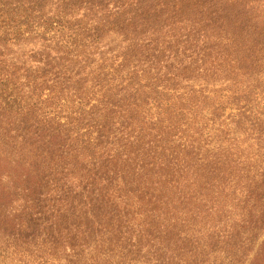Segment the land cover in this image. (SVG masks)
I'll return each instance as SVG.
<instances>
[{"label":"trees","instance_id":"16d2710c","mask_svg":"<svg viewBox=\"0 0 264 264\" xmlns=\"http://www.w3.org/2000/svg\"><path fill=\"white\" fill-rule=\"evenodd\" d=\"M164 93L166 165L136 117ZM263 148L264 0H0V264H211L197 226L230 195L264 232Z\"/></svg>","mask_w":264,"mask_h":264},{"label":"rangeland","instance_id":"374dc122","mask_svg":"<svg viewBox=\"0 0 264 264\" xmlns=\"http://www.w3.org/2000/svg\"><path fill=\"white\" fill-rule=\"evenodd\" d=\"M164 1H168V0H164ZM194 1H198V0H194ZM117 44H119V39L115 37L105 40V45L107 47L109 46L113 47L114 45ZM126 72L127 71H125V73ZM218 82H216V86H215V90L217 91L221 89V87L217 84ZM225 94H228L226 96L227 99L231 94V92H226ZM170 96L171 94L166 95V93H164V105H162V107H160L159 109L155 107L154 104L155 102H151L152 98L148 99L145 105L142 104L143 102H141V100L139 99V101L137 102L139 104L138 106L139 111L136 113V117L137 118L140 117L142 121H146V122L150 120L152 121L155 120V122L157 121L156 128H154L155 130L160 129L159 125H162L164 127V131L162 132L163 141L162 142L158 141L155 143L153 142L154 143L153 146L158 145V149H159L157 151V155L155 159H153V162L158 160L157 159L158 157L161 159V161H164V165H166L167 161L171 160L173 153L179 152L181 143L177 142V138L179 141H181L180 137L182 141L188 138L186 137V132L183 131V128L171 129L174 127L176 121L174 116L179 112L180 109H183L185 105L182 103V101L177 102L174 99L170 100L169 99L171 98ZM207 113L208 111H204L203 114L205 115V117L202 118L201 111L198 110L197 112L198 119L202 118L197 122L199 126L204 125V122H206ZM232 113H235V111L232 112L227 111L223 117L224 118L229 117V115ZM223 117L220 118L222 124L221 123L218 124L217 120H215L216 123L213 122L211 125L208 122V125H210V128L212 129L207 128L206 130H204L203 132L204 136H206L207 133L214 136L217 135L219 132L223 133L235 129L234 125L232 123L228 124L227 121L225 122ZM226 125L229 126L230 128H226L227 127ZM193 132L194 129L191 130V133ZM154 133H156V131ZM193 136L194 138L198 137L199 132L196 130ZM137 137H139L138 134ZM219 139H221V137L214 141V143L212 144L213 147L218 142ZM241 140H243V136ZM142 142H139V144H143ZM250 142L252 144L253 149L255 150L256 147L253 144L254 141L251 140ZM162 147L164 149L163 157L161 156V153H159ZM147 148L148 147H146L145 149ZM10 186L11 184H9V187ZM229 191L231 192V190ZM229 201L227 203L220 202L221 203L220 209L222 210L223 213L221 217L218 215H210L209 219H207L206 216H204L201 219V221L197 226L198 227L197 237L199 238L198 240L200 243L198 244V246L200 249L206 252V257L210 259L209 262L211 264H241L243 259H244L243 262H245V258H243V256L245 257V255L248 252L251 253L249 261L252 263L256 256L255 253L259 248H261V245L264 243V232L258 239L253 240L252 238L251 240V237L253 236V232L249 229L248 224L244 225V223L241 222L244 217L242 216L240 211L233 209L232 195H230ZM226 207L229 212L228 211L225 212ZM184 211L182 209L178 210L179 215L176 218L181 219ZM219 221L225 224L224 227H226V230H219L217 228L215 231L211 232L208 227H215ZM232 224L235 227L234 228L235 230L233 231L230 227ZM234 254L235 256H233ZM233 259H235L234 261H236V259L239 260L241 259V260L240 263H236L232 261ZM249 261H246L244 264H250ZM261 261L264 262V260Z\"/></svg>","mask_w":264,"mask_h":264}]
</instances>
